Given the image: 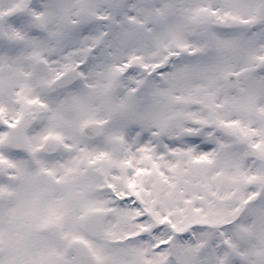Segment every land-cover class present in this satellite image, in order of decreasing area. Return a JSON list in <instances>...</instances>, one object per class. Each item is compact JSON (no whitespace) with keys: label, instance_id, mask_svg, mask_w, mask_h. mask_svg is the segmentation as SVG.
Segmentation results:
<instances>
[{"label":"snow or ice","instance_id":"6c2138e0","mask_svg":"<svg viewBox=\"0 0 264 264\" xmlns=\"http://www.w3.org/2000/svg\"><path fill=\"white\" fill-rule=\"evenodd\" d=\"M0 264H264V0H0Z\"/></svg>","mask_w":264,"mask_h":264}]
</instances>
